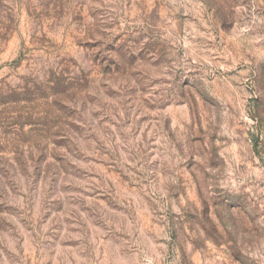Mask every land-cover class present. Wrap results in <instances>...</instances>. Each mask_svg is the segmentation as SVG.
Segmentation results:
<instances>
[{"label": "rangeland", "instance_id": "1", "mask_svg": "<svg viewBox=\"0 0 264 264\" xmlns=\"http://www.w3.org/2000/svg\"><path fill=\"white\" fill-rule=\"evenodd\" d=\"M0 264H264V0H0Z\"/></svg>", "mask_w": 264, "mask_h": 264}]
</instances>
